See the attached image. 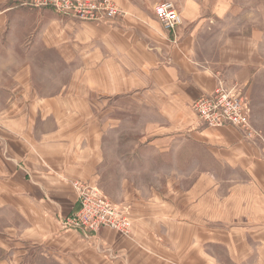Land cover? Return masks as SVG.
<instances>
[{"label":"crops","instance_id":"0c3cea01","mask_svg":"<svg viewBox=\"0 0 264 264\" xmlns=\"http://www.w3.org/2000/svg\"><path fill=\"white\" fill-rule=\"evenodd\" d=\"M112 1L126 16L109 24L0 11V211L24 242L66 264H264V149L192 110L221 83L256 99L264 33L232 29L237 0ZM166 1L180 14L173 32L154 15ZM34 50L55 65L23 55ZM58 64L72 75L46 93L40 84ZM144 116L139 131L154 138L129 162L139 166L145 149L165 154L164 175L190 187L143 189L127 179L126 156L108 155L112 134ZM75 182L130 207L131 236L64 231L79 209Z\"/></svg>","mask_w":264,"mask_h":264},{"label":"rangeland","instance_id":"374dc122","mask_svg":"<svg viewBox=\"0 0 264 264\" xmlns=\"http://www.w3.org/2000/svg\"><path fill=\"white\" fill-rule=\"evenodd\" d=\"M76 1L86 3L87 1L96 0ZM32 3V0H0V11L3 9L13 8L12 12H15L16 14L29 13L36 15L37 13H49L51 15H57L68 20L89 24H109L114 22L106 20L101 22L93 20H80L71 16L60 14L51 8L33 7ZM236 3L238 4L236 7V16L238 17V20L235 19L233 21L232 29L237 28L238 33L245 35L255 32L260 34L259 36H262V33H264V0H237ZM246 12H249V16L246 15ZM21 20L22 19H16L14 21L15 26L22 24L23 22ZM116 21L118 20H115V22ZM24 23L26 24V22ZM31 23H37V21L35 20ZM20 27L22 26L20 25ZM10 40L13 42V44H16L15 40ZM23 55L25 57L29 55L30 61L38 63L47 62L52 66L55 65L54 54H43L34 50L30 54L25 53ZM57 66L61 67L60 71H58L57 74H54V70H52L49 74L47 73L49 76H47V81L43 84H40V87L43 88L46 93H53L58 88H60L62 84L68 83L70 76L72 75L68 69V65L58 64ZM60 72H62V77H60L61 79H58V74ZM37 75L38 74H36V76ZM42 76L43 75L41 74L40 77L43 81ZM255 96L256 99L253 101L248 99L251 108V125L259 134L256 142L260 143L264 149V86L260 87L258 92H255ZM143 113L150 114L145 112ZM148 119V117L144 116L143 118L141 117V119L138 117L132 121H128V123L123 126L124 130L122 132L112 134V136L109 138L112 146L108 147V150L110 151V154L108 155H110L112 159L116 160L120 159L122 156H126L128 165L125 167L123 166V169L128 171L127 173L124 172L127 174V179L131 181V183H135L143 189L150 188L151 185H154L159 190H163L168 188V186L171 184H173L174 188H177L178 190L185 189V187H190L194 183V180L182 181L175 179V181H171L170 177L168 180V176L164 175L166 172H170L169 170L167 171V168H170V166H167L165 163V154H161L150 149H145L142 153V163L139 166L135 167L133 163L129 162V160L131 162L134 160V152L139 149L142 143H146L154 138L152 134L139 131L140 129L146 128L144 121ZM155 163H158V166ZM173 167L176 171L183 170L184 168L183 166L176 164ZM155 174L160 175L156 177ZM108 199L112 204L118 206L119 208H126L129 211L132 223L130 207L111 201L110 198ZM12 215L13 214L7 213L6 211H0V264H66L55 258V256L52 253H49L45 248L24 242L20 237H18L11 227L12 220L9 219V217Z\"/></svg>","mask_w":264,"mask_h":264},{"label":"built area","instance_id":"2783aa9c","mask_svg":"<svg viewBox=\"0 0 264 264\" xmlns=\"http://www.w3.org/2000/svg\"><path fill=\"white\" fill-rule=\"evenodd\" d=\"M33 7L51 8L60 14L80 20L115 21L125 17L112 0H96L81 3L76 0H32ZM156 21L168 32L180 24V14L173 2H162L154 7ZM192 110L199 121L208 128L233 127L247 140L256 142L259 134L251 125V108L248 98L239 90L219 84L213 94L197 99ZM79 209L61 223L64 231H76L84 239L109 229L125 238L132 234L129 211L112 204L103 192L89 184L75 182Z\"/></svg>","mask_w":264,"mask_h":264}]
</instances>
